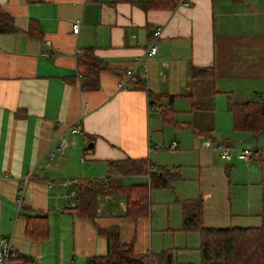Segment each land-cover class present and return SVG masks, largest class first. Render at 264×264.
<instances>
[{
	"label": "crops",
	"instance_id": "crops-1",
	"mask_svg": "<svg viewBox=\"0 0 264 264\" xmlns=\"http://www.w3.org/2000/svg\"><path fill=\"white\" fill-rule=\"evenodd\" d=\"M143 2L0 0V10L12 16L14 26L13 31L0 32V240L7 238L14 253L29 254L44 264L40 255L46 252L49 233L45 239L26 237L23 214L34 212L22 210V204L48 216H59L66 224L70 222L66 242L73 252L71 262L75 258L104 255L106 239L97 229L116 225L119 240L131 242L136 253L170 250L172 264H197L182 258H199L200 233L190 230L199 235L185 233L184 238L178 237L182 227L176 215L170 216L172 205H168L163 231L171 237L174 249L155 244L150 236L151 200L158 198L167 204L170 193L165 190L152 188L149 213L136 218L125 214L124 194L105 191L97 196L92 220L74 215L70 210L72 204L63 205L53 193L60 190L65 192V198L72 197L75 193L70 191H75L79 183L126 187L148 183V174L115 171L109 163L114 160L145 157L155 165L179 170L172 157L160 150L164 143L163 121L155 103H151L152 98L162 104L171 99L173 114L179 112L174 106L176 99H186L189 106L183 112L190 119L175 120L179 124L175 126L188 127L211 139L217 133V94L226 95V111L230 113L233 102L264 103V0H176L172 8H143ZM75 20L77 33L71 30ZM157 27L160 34L155 40L156 53L136 65L135 59L143 56ZM29 28L33 34L27 33ZM85 48H92L102 64L98 86L93 90L81 88L83 77L76 69V56ZM192 67L211 71L206 76L192 77ZM128 68L134 69L126 82L128 87L118 88L117 82L123 80ZM17 111L25 115L16 116ZM259 123V133L233 131L227 138L221 131L220 136L231 144L264 148V136H259L264 135V113ZM72 126L76 127L73 132ZM60 133L68 140L62 153L54 150ZM254 154L260 155L253 153L238 159L244 162L240 172L238 162L219 155L230 162L224 169L218 167L227 176V191L221 192L220 200L214 204L220 225L209 223L202 199L204 226L260 224L227 223L231 216L244 214L231 209L235 201L245 202L247 207L249 200L259 193L262 198L264 156ZM208 155L211 166L215 161L211 153ZM251 162L260 163V168L250 165ZM63 177L73 181L65 182ZM181 177L174 178L169 187L185 193L188 190L181 188ZM235 184L243 190L236 191ZM244 189V195L238 194ZM184 198L191 197L181 199ZM221 206L228 208L222 211ZM82 220L88 222L90 239L80 236ZM55 246L52 262H66L63 244Z\"/></svg>",
	"mask_w": 264,
	"mask_h": 264
},
{
	"label": "trees",
	"instance_id": "trees-1",
	"mask_svg": "<svg viewBox=\"0 0 264 264\" xmlns=\"http://www.w3.org/2000/svg\"><path fill=\"white\" fill-rule=\"evenodd\" d=\"M176 0H145L143 8L167 7L172 8ZM14 30L12 16L0 10V32ZM27 33L33 34L29 28ZM102 67L101 61L95 56L92 48H85L76 56V69L82 74V89H96L98 86V71ZM209 68L192 67V77L206 76ZM139 82V81H138ZM140 83V82H139ZM140 85V84H139ZM169 103H159L152 98L158 114L163 122H178L173 120V108ZM233 127L238 131H261L259 118L264 113V103L253 101L233 102L231 106ZM16 116L25 115L17 111ZM179 125V124H178ZM185 125V124H182ZM188 125V124H186ZM195 132H200L194 130ZM254 150L255 155L262 157L260 152ZM261 150V149H260ZM264 150V149H262ZM264 156V155H263ZM110 167L120 173L148 174L147 184L131 186H109L106 183L95 185L79 183L75 189V202L70 208L74 215L92 220L95 216V203L97 196L105 191H116L126 197L125 214L131 217L145 216L151 207L149 192L152 188L169 187L171 181L179 176L177 167L159 166L151 163L145 157L125 158L110 161ZM182 210L181 229L184 231L197 230L200 233V261L197 264H264V192L261 198L260 224L249 227H208L202 224V199L184 198L180 200ZM20 208L33 211V214H23L25 220L24 233L30 240L45 239L49 233L48 215L25 205ZM22 215V214H21ZM98 232L106 239V252L104 255L89 256L85 264H172L173 254L170 250L160 252L136 253L132 243H123L119 240L118 227L111 225L98 228ZM9 259L15 264H39L29 254L16 252L11 249Z\"/></svg>",
	"mask_w": 264,
	"mask_h": 264
},
{
	"label": "rangeland",
	"instance_id": "rangeland-1",
	"mask_svg": "<svg viewBox=\"0 0 264 264\" xmlns=\"http://www.w3.org/2000/svg\"><path fill=\"white\" fill-rule=\"evenodd\" d=\"M215 104H216L215 130L217 131L216 134H213L214 135L213 137L215 139H211L210 137H207V136H202L201 134L197 135L196 133H193L191 129L188 127H176L173 124L174 122L169 123V122L161 121L163 123L162 125L163 138L162 139L164 143L162 144L163 146H162V149L160 150H162L161 152L164 153L166 156L172 157L173 159L172 163H174V166H177V165L180 166V169L178 171H179V175L182 176L181 177L182 179L179 180V183H180L181 188L188 190L185 193H180V192L175 191L172 187L155 188V191L163 192V190H165L170 193V195L168 196L169 198L166 201L167 204L163 203L158 198H153V200H151L153 205H152V212H151L152 224L150 226V236L153 238L155 244H161L163 245L162 247H169L168 249H174L175 247V245L171 241V237L167 235L166 233L164 234L163 229L166 224V219H167L166 213L168 211V205H172L171 208L169 207L170 216L176 215L181 223L182 210H181L180 200L181 198H183V196L203 199L205 213H207V216L209 218V223H213V225L215 224L220 225L218 213H216L214 209V204L220 200L219 194L221 192L227 191V176L226 174L222 173V169H218V167L219 168L222 167L224 169L226 165H228L230 162L222 160L220 158L221 156L220 150H218L217 148H214V146H216L221 141L226 142L230 146V153L232 155V161L238 162L237 163L238 172L243 171L241 167L244 164L243 160H238L236 157L239 152H241L244 148L250 149L252 152H254L255 149H264L260 147H251L247 144H242V145L231 144V142L228 139L221 138L220 136L221 131L225 132V136L228 138V137H231L230 135L234 133L233 131H238V130H235L233 127L232 113L226 111V95L222 93L217 94ZM174 106L179 111V112H174L173 114L174 121L175 120L176 121H183V120L186 121V119L187 120L190 119V116L186 118V115L183 112L188 108L187 106H189L188 101L186 99L177 98ZM174 132L175 133L177 132V136H174ZM259 136L262 137L264 135H259ZM173 140H175L176 142L178 140L177 142L178 146L176 149H169V144ZM205 141H209L211 143V146L210 147L205 146L204 145ZM239 142L241 141H237L236 143H239ZM200 153L201 155L200 157H198ZM209 153L212 154L213 160L215 161L211 165L213 167V171H211L212 167L208 164V159H209L208 154ZM249 164L256 165L260 168V163L251 162ZM234 175H235V172L234 171L231 172L232 178H234ZM93 178L94 177H92V179ZM237 178H240L239 175H237ZM62 179L65 182L73 180L72 178L67 179L64 177ZM74 180L77 181V179H74ZM59 183L60 185H65L62 181H59ZM235 183H239V182L235 180ZM234 187L236 191L243 190L240 184H235ZM244 192H245V189L243 192L238 193V194L244 195ZM53 193L56 194V196L60 197L57 199L59 200L60 203H63V205H65L66 202L70 205L75 200L74 199L75 195L72 196L73 199L72 197L65 198L64 197L65 192H60V190H56ZM176 196L179 198H176ZM260 196L261 194L259 193L257 198L249 200L247 207H246L245 202L235 201L232 204L231 209L236 212L244 211V214H239V215H245L246 217L239 216L238 214L234 213L236 215L231 216L227 223L236 224V223H243L245 221H252L253 223H257L259 221L260 223V213L262 210ZM51 197L56 198L53 195H51ZM164 199H167V198H164ZM228 206H224V208L223 206H221V210L222 211L227 210ZM83 222H84V226L81 228L80 236L87 237L90 239L91 236L88 235V229L86 226L88 222H85V221ZM48 223H49V236L45 244L46 252L44 255L43 254L40 255L43 257L44 264H54L52 261L56 254L55 244L57 243L63 244L64 259L66 262L61 263V264H85L86 258H83V257L79 259L75 258V261L73 262L69 261V258L71 257V254L73 253L70 250V245L68 244V242H66L68 241V236L70 232L68 229L70 222L66 224V221L63 222L61 217L53 215V214L51 215L49 214ZM185 233H190V236L193 235L195 237L199 235L197 231L185 232V231H182L181 229L178 231V237L184 238ZM199 243H200V240H199ZM178 259H181V257L178 256ZM182 259H185L187 261L190 260L192 262L198 263L200 261V255H199V258L198 257L196 258H193V257L186 258L185 257Z\"/></svg>",
	"mask_w": 264,
	"mask_h": 264
},
{
	"label": "built area",
	"instance_id": "built-area-1",
	"mask_svg": "<svg viewBox=\"0 0 264 264\" xmlns=\"http://www.w3.org/2000/svg\"><path fill=\"white\" fill-rule=\"evenodd\" d=\"M71 30L73 33L78 32V20H75L74 22H72ZM159 34H160V29H159V27H157L152 33V38L150 40V43H149L147 49L143 53V56H139L135 59L136 65L141 64V62L143 61V58L145 59L147 57H152L156 53L155 40L159 36ZM133 70L134 69L128 68L124 71L123 80L117 82L118 88L123 89V88L128 87L126 82L128 80H130ZM124 79H126V81H124ZM75 128H76L75 126H72L70 128V131L71 132L75 131ZM204 145L207 147H210L211 143L209 141H205ZM67 146H68L67 138L65 137V135L63 133H60L56 138L54 150L59 152V153H62L66 149ZM176 146H177V142L175 140H173L169 144V148H175ZM214 148H217L218 150H220L221 156H223L226 160H232V155L230 153V146L226 142L221 141L216 146H214ZM256 151L260 152L262 155H264V150L257 149ZM49 153H50L49 154L50 156L53 155V152H49ZM251 154H252V151L250 149L244 148L241 152H239L237 154L236 157H237V159H245L246 157L250 156ZM26 179H28V178H24V181H26ZM70 193L73 194V193H75V191L72 190V191H70ZM74 202H72L71 204L74 205ZM10 251H11V246H10L9 240L7 238H2L0 240V264H15V263L11 262L9 259Z\"/></svg>",
	"mask_w": 264,
	"mask_h": 264
}]
</instances>
